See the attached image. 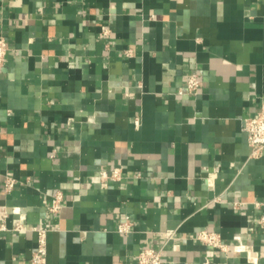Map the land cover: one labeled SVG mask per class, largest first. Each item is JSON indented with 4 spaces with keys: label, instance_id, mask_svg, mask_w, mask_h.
<instances>
[{
    "label": "crops",
    "instance_id": "crops-1",
    "mask_svg": "<svg viewBox=\"0 0 264 264\" xmlns=\"http://www.w3.org/2000/svg\"><path fill=\"white\" fill-rule=\"evenodd\" d=\"M2 36L0 264H30L53 226L47 264H138L147 246L163 264H264V152L243 128L264 102V0H0Z\"/></svg>",
    "mask_w": 264,
    "mask_h": 264
},
{
    "label": "built area",
    "instance_id": "built-area-1",
    "mask_svg": "<svg viewBox=\"0 0 264 264\" xmlns=\"http://www.w3.org/2000/svg\"><path fill=\"white\" fill-rule=\"evenodd\" d=\"M9 45L4 36L0 37V70L5 65V61L8 55ZM201 79L199 78L198 72L191 73L188 76V89L193 93H197L199 87L201 86ZM243 128L248 135V143L252 148V156H259L264 152V102L262 103L261 109L256 116L246 117L243 119ZM138 123V121H136ZM101 178L103 185L107 184L109 179H120L121 172L119 168H114L112 171H102ZM16 180L9 173L6 176L4 185L6 190H10L15 186ZM64 201V195L61 191H57L48 205V210L51 213H58ZM235 208H240L243 202L238 200L234 203ZM258 206L264 205V202H258ZM132 221L127 216L119 223V231L122 233H128L132 229ZM259 226L264 233V213L260 215ZM0 227L5 228V224H0ZM16 229H22L23 226L20 224L14 225ZM53 227H36L37 232V246L33 251L32 257L29 260L30 264H47L48 256V233ZM173 232H166L167 239H171ZM196 238L202 241L210 248H215L227 253L232 250L235 253L247 252L250 254L252 252V247L245 243L242 237L238 236V243L230 245L226 243L222 237V234L215 229L204 228L197 232ZM138 264H163L162 250L155 247L147 246L142 248L137 255ZM204 264H210V260L207 259Z\"/></svg>",
    "mask_w": 264,
    "mask_h": 264
}]
</instances>
